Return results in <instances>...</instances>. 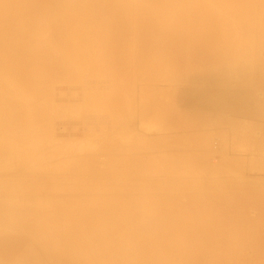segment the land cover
<instances>
[{
  "label": "bare ground",
  "instance_id": "6f19581e",
  "mask_svg": "<svg viewBox=\"0 0 264 264\" xmlns=\"http://www.w3.org/2000/svg\"><path fill=\"white\" fill-rule=\"evenodd\" d=\"M0 264H264V0H0Z\"/></svg>",
  "mask_w": 264,
  "mask_h": 264
},
{
  "label": "rangeland",
  "instance_id": "374dc122",
  "mask_svg": "<svg viewBox=\"0 0 264 264\" xmlns=\"http://www.w3.org/2000/svg\"><path fill=\"white\" fill-rule=\"evenodd\" d=\"M129 45H130V44L128 43V44L122 46L121 50H122V51L124 50V51H123L124 56H123L122 53H121L122 51H120L121 55H119V57L121 56L120 58H123V57H124V58H123V64L125 65V68H124V69L126 70L125 72H128V71H129V70H127L128 67H129V63L132 62L133 60H136V59L138 60V57L141 56V53H139L140 56H138V52H140L139 46H135L134 48H133V46H130V47H132V49H131V48L129 47ZM131 45H135V44H131ZM125 47H127V48H125ZM128 48H130V49H128ZM128 50H130V52H131V53L129 52L130 55H129V53L127 52ZM138 50H139V51H138ZM125 51H126V52H125ZM133 51H135L136 54L133 53ZM127 53H128V54H127ZM132 53L134 54L133 56H132ZM127 56H128V57H127ZM134 56L136 57V59H132V58H135ZM126 57H127L128 59H129V57H131L130 60H132V61H129L128 59H126V60H128V61H126V60H125ZM125 62H127V63L125 64ZM113 94H114V93H113V91H112V92L110 93V96L113 97V96H112ZM137 94L139 95V92H137ZM65 96H66L68 99H67ZM65 96H64V99H65V98H66V99H65V100H62V102H64L66 105H69V104H70V105H80L81 100H80V101H74V102H75V103H74V102H73L74 99H73L72 97H70L69 94H67V95H65ZM136 97H137V98H136L137 100H140V97H139V96H136ZM69 98H70V100L73 99V100H71L72 102L69 100ZM121 98H122V97H121ZM123 100H124V98H123ZM65 101H66V102H65ZM67 101H68V102H67ZM123 102H124V101H123ZM123 102H122V103H123ZM81 105H82V103H81ZM136 105H137V104H136ZM137 109H138V110H136V111L138 112V114H137V116L134 118V119H135V122H134V120H133V122H134V123L137 122L136 125L138 126V125H139V122H140V119H139V118H140V117H139V116H140V115H139L140 106L137 107ZM204 109H207V108H204ZM219 111H220V109H219V110H216L215 112H214V110H210L209 113H211L212 115L215 116L216 114H218ZM137 112H135V113H137ZM209 113H207V114H209ZM151 119H153L154 121L156 120V118H155V119H154V118H151ZM247 121H249V122H247V125H248V126H249L250 123H254V120H247ZM69 126H70V125H69ZM220 126L223 128V130H221V128H219V130H218V129H216V130H218V132L221 130V131L219 132V134H217V135H219V138H220V140H221V138H224V137H222V136H223V135L225 136V134H227V132H225V131H226V130H229V128L227 129L228 125H226L227 127H226V126H223V124H221ZM224 127H226V128H225V129H226L225 131H224ZM211 128H212L211 126H208V128H207L208 130L206 129V131H209V132L212 131ZM210 129H211V130H210ZM213 130H214V128H213ZM223 131H224V132H223ZM65 132H66V131H64V132H60L59 134H60V135H65L63 138H65V137L69 138V137H70L69 134H70L71 132H76V131H69V132L67 131L66 133H65ZM222 132H223V133H222ZM67 133H68V134H67ZM206 133H207V132H206ZM224 133H225V134H224ZM220 134H221L222 136H221ZM245 134H246L245 132H240V133H238L237 136H235V138H236V139H235L234 137H232V136H233V133H232V135H231V132H230V134L228 133V135H229V137H230L229 139H231V140L227 143V144H228V147H229L230 149H231V148H233V149H234V148H237V149H238V150L236 151V149H234V150L231 149V150H230V149L228 148L230 152H231V151H232V152H235V151H236V152H240L239 150H242V149H239V148H241V147H239V146H241L242 143H246ZM71 137H72V136H71ZM241 137H242V138H241ZM233 138H234L235 140H233ZM241 139H242V142H240ZM244 139H245V140H244ZM222 140H223V139H222ZM222 140L220 141L221 143H222ZM225 142H226V140H225ZM231 142H232V143H231ZM230 143H231V144H230ZM234 143H235V145H234ZM236 144H239V146L236 145ZM229 145H230V146H229ZM231 146H232V147H231ZM217 159H220V155H217V158H214V160L216 161V163H217ZM222 161H223V160H221V161L219 162V160H218L219 163H221ZM249 162H250V159H248V162H247V163H248V164H247L248 166L253 165L252 162H250V164H249ZM247 165H246V170H247V168L250 170V169L253 167V166H250V167H251V168H250V167H248ZM56 166H57V165H56ZM58 167L60 168L61 165L59 164ZM249 170H247L248 173H249ZM253 170L256 171L254 168H253ZM253 170H252V172H253ZM261 171H262V170H261Z\"/></svg>",
  "mask_w": 264,
  "mask_h": 264
}]
</instances>
